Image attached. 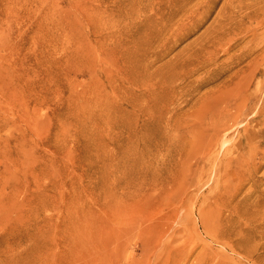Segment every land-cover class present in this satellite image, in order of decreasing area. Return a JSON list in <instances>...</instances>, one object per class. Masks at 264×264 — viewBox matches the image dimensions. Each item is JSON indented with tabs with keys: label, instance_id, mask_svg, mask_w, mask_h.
I'll use <instances>...</instances> for the list:
<instances>
[{
	"label": "rangeland",
	"instance_id": "obj_1",
	"mask_svg": "<svg viewBox=\"0 0 264 264\" xmlns=\"http://www.w3.org/2000/svg\"><path fill=\"white\" fill-rule=\"evenodd\" d=\"M263 112L264 0H0V264H237Z\"/></svg>",
	"mask_w": 264,
	"mask_h": 264
},
{
	"label": "bare ground",
	"instance_id": "obj_2",
	"mask_svg": "<svg viewBox=\"0 0 264 264\" xmlns=\"http://www.w3.org/2000/svg\"><path fill=\"white\" fill-rule=\"evenodd\" d=\"M264 115V112H263ZM259 123L261 125L264 124V116L260 118ZM256 135L259 136V138L263 137L262 133H259L256 131ZM263 139V138H262ZM257 143L255 141L251 142L249 147V156L251 157V161L254 160V157L257 156ZM261 161H264V151L262 152L260 156ZM264 166L261 164H249L247 175V184L249 185V192L248 197H250L252 200H254L256 196V185L262 184L264 185V175L258 179H256L255 174L256 172ZM260 204L261 209V215L259 220H251L249 222V234L246 238L237 237L235 240L239 242V244H244L250 246L249 249L246 251H243L242 254H240L236 249L232 248L231 252L235 255H239L240 259L237 261V264H264V236H263V229H264V188L260 190V198L259 201H256L255 204ZM256 222L258 224H256ZM259 234L258 237L254 236L253 233ZM233 242V241H232ZM222 264V263H219Z\"/></svg>",
	"mask_w": 264,
	"mask_h": 264
}]
</instances>
